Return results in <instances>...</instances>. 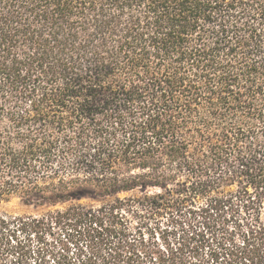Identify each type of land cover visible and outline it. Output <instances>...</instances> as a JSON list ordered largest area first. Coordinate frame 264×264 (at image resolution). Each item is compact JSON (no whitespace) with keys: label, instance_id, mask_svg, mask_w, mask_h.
<instances>
[{"label":"trees","instance_id":"16d2710c","mask_svg":"<svg viewBox=\"0 0 264 264\" xmlns=\"http://www.w3.org/2000/svg\"><path fill=\"white\" fill-rule=\"evenodd\" d=\"M47 236L60 264H264V0H0V264Z\"/></svg>","mask_w":264,"mask_h":264},{"label":"rangeland","instance_id":"374dc122","mask_svg":"<svg viewBox=\"0 0 264 264\" xmlns=\"http://www.w3.org/2000/svg\"><path fill=\"white\" fill-rule=\"evenodd\" d=\"M79 203L86 206H99L101 202L83 199ZM3 209L8 214L12 215L33 214L44 210L43 208H39L37 211H35L32 207L27 206L20 199H13L10 202L4 204ZM55 238L56 236H47L44 238L42 243L38 245L34 242L32 249L35 251V254H33V259L30 261L31 263L28 264H60L65 254H61L59 252L60 245ZM69 256L74 257L72 253H69ZM17 264L22 263L19 262Z\"/></svg>","mask_w":264,"mask_h":264}]
</instances>
